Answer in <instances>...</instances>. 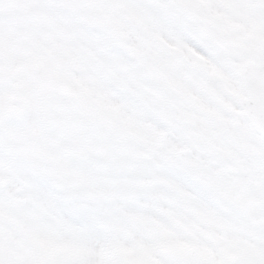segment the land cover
Here are the masks:
<instances>
[{"label": "snow or ice", "instance_id": "obj_1", "mask_svg": "<svg viewBox=\"0 0 264 264\" xmlns=\"http://www.w3.org/2000/svg\"><path fill=\"white\" fill-rule=\"evenodd\" d=\"M0 264H264V0H0Z\"/></svg>", "mask_w": 264, "mask_h": 264}]
</instances>
